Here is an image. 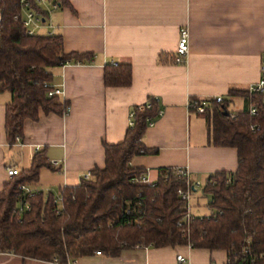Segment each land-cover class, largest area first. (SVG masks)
I'll list each match as a JSON object with an SVG mask.
<instances>
[{"label":"crops","instance_id":"1","mask_svg":"<svg viewBox=\"0 0 264 264\" xmlns=\"http://www.w3.org/2000/svg\"><path fill=\"white\" fill-rule=\"evenodd\" d=\"M63 2L49 11L42 36H60L65 54L91 57L53 70L51 85L62 88L59 98L69 104L68 114L40 113L37 122L25 121L19 144L8 143L5 114L11 95L0 92V194L10 181L7 170L29 169L38 152L53 169H41L38 182L28 186L31 190L57 196L61 188L78 186L82 175L104 168L103 144L123 142L131 109L150 98L158 101L161 116L142 138L149 153L133 158L132 168L144 170L152 182L159 170L183 169L201 184L215 173L235 171L236 151L213 145L204 116H211V103L219 97L228 115L248 108L247 90L258 79L264 54V0ZM182 28L188 31L189 51L185 64L176 65ZM111 63L130 65L128 87L104 85V66ZM194 102L206 107V113L199 114ZM204 198L206 204L197 209L209 211V198ZM178 255L185 258L181 264L227 263L223 251L177 246L124 250L118 258L94 255L75 264H180ZM0 257L8 258L0 264H49Z\"/></svg>","mask_w":264,"mask_h":264},{"label":"trees","instance_id":"2","mask_svg":"<svg viewBox=\"0 0 264 264\" xmlns=\"http://www.w3.org/2000/svg\"><path fill=\"white\" fill-rule=\"evenodd\" d=\"M60 6L63 0H54ZM20 0H0V92H8L5 132L10 146L23 135L27 120L39 114L64 117L69 104L48 97L53 70L82 63L90 55L65 54L60 36H28L14 22ZM129 64L104 66L106 87L131 84ZM47 86V87H45ZM256 117L247 109L229 114L226 104L211 103L209 138L215 147L233 148L237 167L233 173L209 176L202 188L209 215L184 222L186 211L177 195L187 190L186 180L174 169L158 171L153 185L134 183L145 175L130 166L133 158L149 153L142 144L150 122L158 118V101L150 98L131 109L132 126L123 142L103 144L105 165L90 172V180L61 188L56 195L37 193L27 198L29 211L18 213L22 185L38 182L43 168L53 169L42 152L31 167L10 178L0 194V254L23 260L67 264L96 252L118 258L135 248H175L223 251L228 264H264V105L253 95ZM257 131L250 132L251 125Z\"/></svg>","mask_w":264,"mask_h":264},{"label":"built area","instance_id":"3","mask_svg":"<svg viewBox=\"0 0 264 264\" xmlns=\"http://www.w3.org/2000/svg\"><path fill=\"white\" fill-rule=\"evenodd\" d=\"M58 7L56 1L54 0H20L19 2V11L17 14L14 15L13 21L14 22H19L26 30V34L28 36H36L38 35L37 32L38 30L46 27V19L49 11L52 9H56ZM1 21V18H0ZM49 27V25H48ZM50 28V27H49ZM189 51V36H188V31L185 28H182L179 31V39L177 43V49H176V54L174 57V64L176 65H183L185 64L186 61V56ZM258 79L257 81L252 84L248 90H247V95L249 98L248 101V115L251 117H256L257 116V111L253 107L252 103V96H258L261 100V103L264 105V54L261 55L260 60H259V66H258ZM47 87V86H45ZM50 92L47 94L48 97H61L63 95V91L61 87H53L51 86ZM215 102L217 104H220L223 102L222 98H216ZM193 107L196 109V111L199 114H204L206 113V107L199 105L197 102H194ZM161 116V112H158V117ZM132 114L129 116V127L132 126ZM154 122L149 123V127L152 126ZM257 125H251L249 130L250 132L254 133L257 131ZM19 138H16L15 144H19L20 142ZM38 150V149H37ZM53 166H58V163L53 162ZM175 174L186 180V186L187 190H178L177 195L179 199L183 202L184 204V210L186 211V217L184 219V222L188 223L194 219V216L192 214V207H191V199L193 194H196L198 191H202V188L204 184H201L198 181H193L190 178L189 173L186 170L183 169H174ZM19 174V171L16 169H9L7 170V175L11 178L13 176H17ZM91 175L90 173H86L81 176V179L83 180H90ZM134 183L141 184V185H153L154 182L150 181L148 176L145 174L143 177H141L139 180H134ZM21 192L20 196V205L17 210L18 213H22L24 211H29L30 206L27 203V198H30L37 194L38 192L35 190H31L27 185H22L19 188ZM60 198L57 196L55 203H60ZM0 255H5V256H13L12 254H0ZM95 256H101L100 252H96ZM177 262L178 263H183L185 261V258L183 256L178 255L177 256ZM51 264H58L56 261ZM67 264H75V262H68ZM228 264V262L226 263Z\"/></svg>","mask_w":264,"mask_h":264},{"label":"rangeland","instance_id":"4","mask_svg":"<svg viewBox=\"0 0 264 264\" xmlns=\"http://www.w3.org/2000/svg\"><path fill=\"white\" fill-rule=\"evenodd\" d=\"M44 32V30H38V32H37V34L38 35H43L42 33ZM230 111H232V110H230ZM207 120V119H206ZM44 180H49V178H45L44 177ZM40 183H41V181H40ZM38 184V183H37ZM37 187L39 186V184L38 185H36ZM38 191V190H37ZM198 196V197H197ZM203 197V198H202ZM199 198V199H198ZM206 198H204V195L203 196H201V192L200 191H198V193L195 195V196H192V199H191V201H190V203H191V207H192V213L195 215H203V214H207L208 213V215H209V211L207 210V209H202V210H198L197 208V204H199V205H201V204H206ZM207 203H208V201H207ZM0 260H2V262L3 263H6L7 261H8V258H6V257H0Z\"/></svg>","mask_w":264,"mask_h":264},{"label":"water","instance_id":"5","mask_svg":"<svg viewBox=\"0 0 264 264\" xmlns=\"http://www.w3.org/2000/svg\"><path fill=\"white\" fill-rule=\"evenodd\" d=\"M224 115H225V116H228V114H227V113H224Z\"/></svg>","mask_w":264,"mask_h":264}]
</instances>
